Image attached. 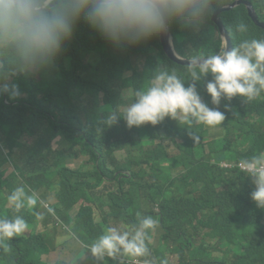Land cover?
Masks as SVG:
<instances>
[{
	"label": "trees",
	"instance_id": "obj_1",
	"mask_svg": "<svg viewBox=\"0 0 264 264\" xmlns=\"http://www.w3.org/2000/svg\"><path fill=\"white\" fill-rule=\"evenodd\" d=\"M234 1L211 0L203 18L172 23L176 52L184 58L219 54L225 39L213 16ZM249 1L264 22V0ZM219 18L233 47L264 39V27L244 4ZM241 22L247 31L238 30ZM190 66L168 55L161 35L116 47L82 18L51 66L14 78L21 95L0 97V216L21 215L33 230L11 238L8 253L0 247V264H47L42 256L61 230L77 232L88 250L80 264H120L92 256L88 246L108 227L127 230L138 214L157 211L162 229L154 254L169 264L168 252L178 254L179 264H264V208L251 199L255 188L238 166L264 151V91L253 100L222 97L212 105L205 85L213 75L193 82ZM173 69L225 114L213 127L219 131L169 117L131 128L121 118L107 123L112 112L132 103L122 97L124 88H146L159 71ZM20 186L39 198L31 211L16 213L7 204V195ZM40 209L44 218H54L45 219L43 229Z\"/></svg>",
	"mask_w": 264,
	"mask_h": 264
},
{
	"label": "clouds",
	"instance_id": "obj_2",
	"mask_svg": "<svg viewBox=\"0 0 264 264\" xmlns=\"http://www.w3.org/2000/svg\"><path fill=\"white\" fill-rule=\"evenodd\" d=\"M210 6L211 0H0V97L7 94L10 99L18 98L21 91L14 78L37 74L51 66L82 18L106 41L119 47L125 42L135 45L150 40L167 30L171 36L172 23L201 19ZM237 27L240 32L247 31L243 22ZM188 59L192 60L187 71L193 82L208 73L213 75L205 85L212 105H220L222 97L253 100L264 91V39L245 40L231 49L225 41L219 54ZM134 95L132 103L109 115V125L119 118L129 128L156 125L166 117L180 124L209 127L225 120L218 107H209L202 100L196 83L186 86L174 69L159 71L149 86L135 90ZM193 139L198 141L199 137L193 134ZM58 140H54V148L58 147ZM238 166L255 188L251 199L264 208V151L241 159ZM6 201L16 213L22 208L31 211L40 202L35 193H26L22 186L8 194ZM48 211L53 209L48 207ZM158 213L138 214L135 225L127 230L108 227L88 246L91 255L101 260L115 258L120 264H169L165 256L161 259L154 254L162 229V216ZM36 216L42 218L41 213ZM28 224L21 215L12 219L0 216V247L5 253L10 251L9 240L25 235ZM154 236L156 244H152ZM85 251L77 254V264L88 258H83Z\"/></svg>",
	"mask_w": 264,
	"mask_h": 264
},
{
	"label": "rangeland",
	"instance_id": "obj_3",
	"mask_svg": "<svg viewBox=\"0 0 264 264\" xmlns=\"http://www.w3.org/2000/svg\"><path fill=\"white\" fill-rule=\"evenodd\" d=\"M161 35H163V41L167 42H172L171 36H169V31L162 32ZM130 44V43H129ZM130 80H132V77H130ZM135 90L134 89H129V88H124L122 92V97H125L129 100H134L135 98ZM211 132H216L219 131V129H215L213 127H210ZM204 136H207L205 133ZM77 163H69L68 166H75ZM117 187L113 188V191H116ZM49 205L48 203H46ZM45 205V204H44ZM39 213H43V210L40 209ZM75 212L71 213V216L75 219ZM45 219H48L49 222L53 221L54 218L52 217H47L44 218H39L40 220V225L39 228L43 229L44 227V221ZM29 227L25 231V235H29L32 230L33 226L32 223L28 224ZM122 229V228H120ZM123 230H126L123 228ZM156 236L153 237L152 239V244H156ZM83 244L81 243L77 232L74 230H61L60 234L56 240L55 247L51 249V251L44 256H42V259L47 263V264H77V254L83 249ZM88 255V250L85 251V254L83 255V258H85ZM167 258H170L173 260L174 264H179L178 263V257L175 254H167ZM127 260L130 261V259L127 257ZM131 264V263H130Z\"/></svg>",
	"mask_w": 264,
	"mask_h": 264
},
{
	"label": "water",
	"instance_id": "obj_4",
	"mask_svg": "<svg viewBox=\"0 0 264 264\" xmlns=\"http://www.w3.org/2000/svg\"><path fill=\"white\" fill-rule=\"evenodd\" d=\"M241 4H244L248 7V10H249V13L251 15V17L254 19V21L259 25V26H262L264 27V22H261L259 20V16L257 14V11L255 10L253 4L249 1V0H235L232 4L228 5V6H224V7H221L219 8V10L215 13L213 19L215 20V22L218 24V26L220 27L221 29V32L223 34V37L225 39V41H227L228 43V47L229 49L233 48V45H232V41H231V38L229 36V32L227 31V29L225 28L222 20L219 18V13L223 12V11H226V10H231ZM164 46L166 48V51L168 52V54L174 59L176 60L177 62L179 63H182V64H190V62L192 61L191 59H188V58H183L181 56H179L177 54V52L175 51V48H174V44H173V41L172 42H167V41H164Z\"/></svg>",
	"mask_w": 264,
	"mask_h": 264
}]
</instances>
